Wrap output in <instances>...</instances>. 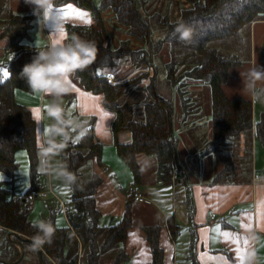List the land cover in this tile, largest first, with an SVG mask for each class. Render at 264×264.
Here are the masks:
<instances>
[{
	"label": "trees",
	"instance_id": "16d2710c",
	"mask_svg": "<svg viewBox=\"0 0 264 264\" xmlns=\"http://www.w3.org/2000/svg\"><path fill=\"white\" fill-rule=\"evenodd\" d=\"M68 1L88 10L93 16L91 25L67 26L68 39L76 34L83 40L94 41L98 47L95 61L72 78L84 90L100 95L103 106L113 113L110 126L113 146L117 156L131 172L133 187L140 186L143 181L138 160L140 156L152 157L155 161L156 182L170 185L172 181H184L185 171L177 157L178 139L173 132L174 103L171 98L160 93V83L157 81L160 70L152 62L153 54L159 53L164 44L169 45L170 59L164 65L167 83L162 85L170 88L171 97L174 91L179 96L184 115L192 113L197 106L200 109V94L188 93L187 85L190 82L199 83L209 88L211 140L206 145L208 153H220L229 145L232 148L236 138L253 131L251 101L244 98L228 99L222 90L230 70L240 62L234 56L219 54L208 45L237 38L242 30L264 16V0H184L190 7L182 10L176 21L160 13L147 17L144 13L145 0H98V4L95 0H57L58 3ZM107 11L113 14L114 17L108 15L109 18L122 26L120 31L126 36L116 46H111L107 34L104 19ZM2 13L0 9V39L8 40L5 52L10 55V60L7 65L9 76L0 81V174L5 181L13 182L19 166L15 153L25 151L29 178V186L23 194L6 189L3 186L5 181H0V260L12 262L19 256L18 249L2 236L15 232L32 241L36 230L30 219L33 209L30 194L32 191L48 190L49 173L45 162L40 167L36 122L30 110L18 104L14 98L15 89L31 90L20 78V73L35 53L23 40L36 17L33 14L17 15L10 11L3 17ZM181 20L194 29L191 44L180 43L174 38V26ZM151 24L162 27L165 32L164 37L153 46ZM131 42L135 45L132 46ZM181 50L195 57L192 66L187 64L189 58L183 60L177 57ZM122 60L128 62L133 67V73L138 75H128L119 80L113 78V83L108 82L107 75L113 77L112 69H117ZM150 73H153L151 77ZM145 80L148 81L146 85L143 83ZM131 91L142 93L136 98L141 111L137 112L136 117L126 118L118 101ZM189 105L193 106V111L187 110ZM93 122L91 118L80 124L77 131L83 133L76 142L71 141L60 147L46 146L47 152L51 149L56 151L52 155H57L61 178L64 180L65 174L70 173L72 182L67 185L70 203L62 211L67 224L58 223V210L54 209H50L49 215L43 219L52 222L55 229L51 243L39 248L43 264H102L101 258L116 249L118 251L111 264H120L127 258L123 244L132 227L129 201L120 222L103 227L99 224L100 213L95 202L102 178L92 173L87 180L81 179L80 170L88 162L102 165L103 145L95 138ZM260 122L255 124L254 132L264 143V121ZM120 132L129 133V142L120 143L117 140ZM51 157L48 158L50 165ZM133 196L134 192H131L130 199ZM167 225L174 236L177 226L172 218L167 220ZM142 230L151 250L150 264H162L159 227H143ZM71 239L81 243L83 258L79 259L77 247L72 254H66ZM23 244L26 248L30 246V241Z\"/></svg>",
	"mask_w": 264,
	"mask_h": 264
},
{
	"label": "crops",
	"instance_id": "0c3cea01",
	"mask_svg": "<svg viewBox=\"0 0 264 264\" xmlns=\"http://www.w3.org/2000/svg\"><path fill=\"white\" fill-rule=\"evenodd\" d=\"M69 3L89 13L92 19L91 24H93L92 14L78 7L74 2L68 1L58 3V5L62 8ZM0 9L17 15L33 13L32 7L26 5L24 0H0ZM69 25L88 26L76 20H67L65 22L67 39L66 28ZM1 29L0 25V32ZM50 34L49 27L44 30L40 29L36 18L27 37L23 40L25 45L35 51L31 61L40 47L43 49L47 47ZM243 36L248 38V61L244 65L239 63L230 70L222 90L228 99L244 98L251 101L252 132L255 133L254 126L261 120L264 121V112L259 113L261 117L258 118L256 112L258 100H254L247 89L243 90L244 84L240 73L247 72L256 65L264 69V16L242 30L235 39L242 43ZM65 37H59V39L64 40ZM7 44L6 38L0 39V69H7L10 60V55L5 52ZM155 56H153L154 63H156ZM119 71L120 73L125 72V76L129 75L128 77L134 74L133 67L125 60L119 62L114 73ZM118 77H120L119 74ZM3 79L0 77V81ZM256 87L257 90L264 87V80L257 81ZM202 88L203 85L199 83L190 82L187 85L188 93L192 95H198ZM67 92H74L80 99L83 113L90 116L87 121L93 118L95 138L103 145L102 165L91 162L92 173L102 178V184L95 195L96 208L100 213L99 224L103 227H110L120 222L129 201L132 227L123 244L127 258L120 264L151 263L150 246L142 228L152 226L159 227L158 241L163 252L162 264H241L237 258V248L243 255L242 264H264V143L255 134L251 132L249 135L240 136L243 138V169L241 166L235 168L232 165L228 167L223 166L222 163L220 165L219 161L222 157L227 154L233 155L234 152L230 153V145L220 153L206 151V145L211 140L210 96L209 102L200 105V109L196 105V111L188 115L181 113L180 103L177 104V97L176 99L174 97L173 132L178 139L177 157L185 171L184 181H172L170 185L156 182L155 161L152 157L140 156L138 160L142 169L143 181L140 186L133 187L131 172L111 149L114 147L110 127L113 113L103 106L100 95L84 90L73 78H71V86ZM44 95V93H39L38 103L27 104L19 102L14 91L15 101L26 106L36 122L41 168L44 162L50 166V161H48L50 155L54 158L57 156L52 155L56 152L54 149L49 152L46 149L49 144L46 142L47 137L44 131L42 118L44 113L42 115L41 106L39 107ZM96 97L99 99H95ZM260 106L264 111V105ZM37 112H39L38 116ZM102 112L107 113L103 118ZM117 140L120 143H127L130 135L120 132ZM224 169H229L230 173L233 172L234 176L231 175V180L220 172ZM51 180L50 178L48 181V191L54 195ZM167 188V191H161ZM131 192H134L132 199H130ZM136 196H141L143 201H135ZM49 211L50 209H48V215ZM47 216H42L41 220ZM169 218H172L174 225L177 226L174 236L171 235L167 225ZM59 224H67L65 216ZM217 227L220 229L219 232L214 231ZM225 231L230 233L229 237L223 235ZM16 247L21 253L20 248ZM76 247L79 259L83 258L81 243L79 241L76 243L72 239L67 245L66 254H72ZM117 251V249L112 250L104 255L101 263L111 264ZM36 256L39 258L37 250ZM25 257L26 250L23 259L15 264H33L32 255L25 263H22Z\"/></svg>",
	"mask_w": 264,
	"mask_h": 264
},
{
	"label": "rangeland",
	"instance_id": "374dc122",
	"mask_svg": "<svg viewBox=\"0 0 264 264\" xmlns=\"http://www.w3.org/2000/svg\"><path fill=\"white\" fill-rule=\"evenodd\" d=\"M145 15L147 17L153 15L154 13H160L162 15H167L171 21H176L178 18V14L190 7V4L187 1L184 0H145ZM95 3L98 4V0H95ZM3 17L6 16V11L3 9L2 13ZM108 15H111L112 17L113 14L110 11H107L104 13V19L106 23V30L107 34L109 35L110 43L111 46H116L121 40L125 39L126 36L124 32L120 31L122 26L119 25V23L113 21V18H109ZM2 17V18H3ZM151 29H152V46L158 43L160 39L164 37V29L160 26H157L155 24H151ZM29 33V32H28ZM112 38V39H111ZM25 40V39H24ZM239 41V40H238ZM235 38H230L228 40H221V41H216L210 43L208 46L215 49L219 54H224V55H234V57L241 63V64H246L248 61V38L246 36H243V42L240 43L238 42ZM131 45L134 46L135 43L131 42ZM43 48L40 47L39 50H42ZM155 49L152 50V52ZM169 45L164 44L162 45V48L159 53H154L155 59H156V65L159 67V72L157 74V81L160 83L159 84V91L161 94L166 95L168 98H171L173 102H175V99L177 97V104L181 103L179 101V96L174 93L172 94V97L170 96V88L162 85L164 82H166V70H165V63L169 61L170 56H169ZM178 58L181 57L183 60H188V63L190 66L193 65V59L195 57H191L189 54H187L186 51H178ZM154 58V57H153ZM152 59V58H151ZM154 62V60H152ZM186 68V67H185ZM184 68V69H185ZM150 71V70H149ZM113 72V78L116 80L122 79L123 76H125V72L120 71L118 73L116 72V69H112ZM182 72V71H181ZM118 74L120 77H118ZM117 75V76H116ZM135 75H138V73H135ZM151 77L153 73L149 74ZM143 83L146 85L148 84V81H143ZM167 83V82H166ZM200 105L209 102V88L207 86H203L201 89L200 93ZM15 96L19 102H25L27 104L29 103H38V98H39V93L33 92L32 90L30 92H23L19 90H15ZM142 96L141 92L137 91H131L129 94L123 98H121L118 101L119 107L124 111L126 118H133L136 117L135 115L137 112L140 110L141 111V105L137 101V97ZM175 97V99H173ZM255 100V99H254ZM253 100V101H254ZM53 102V97L51 95L45 94L42 96V99L40 101V109L41 113L43 115V124H44V131L46 134V142L51 146V147H59L66 145L69 142H76L79 137L82 135L83 131H77L76 129L78 128L80 122L82 121H87L90 116L85 115L83 113L82 109V104L80 102V99L77 98L76 94L74 92H67L62 95L60 98L59 102L61 103L62 107L65 110L66 113V119L69 120V123L66 124L63 128L62 131L56 132L54 135L51 131V125L54 123V121L47 115V106ZM264 105V103L260 100L257 101L258 105V110L257 116L258 118L261 117V112H264L261 109V106L259 105ZM190 108L187 110H192L193 106L189 105ZM262 110V111H261ZM180 111L183 113V108H181L180 105ZM193 111V110H192ZM70 113V114H69ZM260 113V114H259ZM261 123V122H260ZM253 130V129H252ZM252 132V131H251ZM128 133V132H125ZM253 133V132H252ZM255 134V133H253ZM114 155H116L115 148H111ZM234 152V154H227L224 157H222L219 161L220 165L221 163L223 166L226 165H232L235 168L240 167L243 169V138L239 137L234 140V144L232 148H229ZM231 153V152H230ZM236 156V157H233ZM15 158L18 162V168L15 174V179L13 182L5 181L4 176L0 174V181H5L3 183V186L6 189L12 190L15 193L23 194L24 191L27 190L29 186V178H28V172H27V155L25 151H17L15 153ZM42 163V162H41ZM91 162H88L85 166L81 168V174L82 177L81 179L83 181L87 180L90 175L92 174L91 171ZM50 165V164H49ZM46 169L50 175L51 180V188L53 189L54 195L50 193L47 189H45L44 192H46L45 195L39 196L35 198L34 200H30V203H33V209L32 213L30 215V218L32 222L41 220L42 216H47L48 215V209H54L58 210L57 213V221L58 223L63 219V214L62 211L64 209V206H68L70 203V191L68 186L66 185L65 181L61 178V176L58 173L59 169V163L57 157H51V165L48 166L47 164L45 165ZM229 169H224L221 170L220 172L223 175H227L229 180L232 176H234L233 172L230 173ZM243 171V170H242ZM236 172V171H235ZM230 173V174H229ZM48 175V180H50ZM232 175V176H231ZM234 181V180H233ZM49 183V182H48ZM163 187V186H160ZM47 190V191H46ZM167 189L161 190V191H167ZM9 234H3V239L9 241L11 244H13L9 238ZM13 240H15L14 237H12ZM31 245V243H30ZM26 250V257L23 260L22 263H25L26 260L30 255L33 257V264H39V258L36 256V250L31 248L30 246H27L25 248ZM20 253V252H19ZM19 257V256H18ZM23 259V258H22ZM16 261V260H15ZM14 262V261H12ZM264 262V261H263Z\"/></svg>",
	"mask_w": 264,
	"mask_h": 264
},
{
	"label": "clouds",
	"instance_id": "9594fccd",
	"mask_svg": "<svg viewBox=\"0 0 264 264\" xmlns=\"http://www.w3.org/2000/svg\"><path fill=\"white\" fill-rule=\"evenodd\" d=\"M33 9L40 29L49 27L50 42L46 48L36 51L30 63L23 66L20 78L36 93H44L53 97V102L47 106V115L54 121L51 125L53 135L62 131L69 123L60 98L69 91L71 78L92 64L97 56L98 47L94 41L83 40L76 34L70 39L65 37V18L57 0H24ZM174 38L184 44H191L194 39V29L184 21H177L173 29ZM59 37H65L64 40ZM243 79V90L247 89L256 100L264 101V87L257 90L256 82L264 80V69L258 65L240 73ZM66 185L72 182L70 173L65 174ZM36 234L30 245L38 250L45 243H51L54 225L50 221L37 220L33 222Z\"/></svg>",
	"mask_w": 264,
	"mask_h": 264
},
{
	"label": "snow or ice",
	"instance_id": "6c2138e0",
	"mask_svg": "<svg viewBox=\"0 0 264 264\" xmlns=\"http://www.w3.org/2000/svg\"><path fill=\"white\" fill-rule=\"evenodd\" d=\"M58 11L63 12L65 20H76L84 25H90L92 23V19L89 15V13L79 10L75 7H73L72 4H68L66 7L59 8ZM9 76V71L7 69H0V77L7 78ZM95 99H99L96 97ZM70 114V113H69ZM36 115H39V112L36 113ZM102 118L107 115V113L102 112ZM214 231L219 232L220 229L217 227L214 229ZM225 237H229L230 233L225 231L223 233ZM247 243V241H245ZM237 251V258L241 261H243V255L241 254V250L239 248L236 249Z\"/></svg>",
	"mask_w": 264,
	"mask_h": 264
},
{
	"label": "water",
	"instance_id": "95a60500",
	"mask_svg": "<svg viewBox=\"0 0 264 264\" xmlns=\"http://www.w3.org/2000/svg\"><path fill=\"white\" fill-rule=\"evenodd\" d=\"M12 237L15 238V240L12 239ZM9 240L16 246H18L21 250V253L19 255V257L16 259V261H14L13 263L12 262H6V261H2L0 260V264H15V263H18L19 261L22 260L23 256H24V252H25V247H24V242H27V241H30V243H32L31 240H28L27 238L25 237H22V236H19L17 233L15 232H12L9 234L8 236ZM38 253H39V264H43V256L41 254V251L40 249L37 250Z\"/></svg>",
	"mask_w": 264,
	"mask_h": 264
},
{
	"label": "built area",
	"instance_id": "2783aa9c",
	"mask_svg": "<svg viewBox=\"0 0 264 264\" xmlns=\"http://www.w3.org/2000/svg\"><path fill=\"white\" fill-rule=\"evenodd\" d=\"M106 79L110 83H113L114 82L113 77H111L110 75H107ZM175 176H176V174L173 175V177H175ZM45 194H46V192L32 191L31 194H30V200L32 201L35 198H37L39 196H43ZM135 201L142 202L143 201V198L141 196H136L135 197Z\"/></svg>",
	"mask_w": 264,
	"mask_h": 264
}]
</instances>
